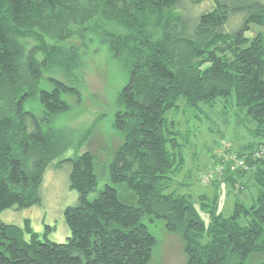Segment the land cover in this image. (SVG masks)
<instances>
[{
	"label": "trees",
	"instance_id": "16d2710c",
	"mask_svg": "<svg viewBox=\"0 0 264 264\" xmlns=\"http://www.w3.org/2000/svg\"><path fill=\"white\" fill-rule=\"evenodd\" d=\"M208 1L193 17L182 0H0V214L42 203L44 175L68 146L53 120L70 111L65 97L81 99L87 33H98L128 79L112 124L123 142L105 176L89 151L65 160L79 195L64 211L70 236L53 242L29 219L22 227L0 219V264H150L158 239L145 218L182 237L184 264L264 255V1ZM253 27L261 30L247 36ZM179 113L185 122L231 115L250 131L257 142L236 154L219 143L198 179L238 195L255 188L253 205L237 201L206 224L196 202L206 206L207 193L170 190L189 142Z\"/></svg>",
	"mask_w": 264,
	"mask_h": 264
},
{
	"label": "rangeland",
	"instance_id": "374dc122",
	"mask_svg": "<svg viewBox=\"0 0 264 264\" xmlns=\"http://www.w3.org/2000/svg\"><path fill=\"white\" fill-rule=\"evenodd\" d=\"M211 5L208 0L200 4H194L192 0H182L181 3V7L193 17L211 9ZM259 30L261 28L253 27L252 32L247 36L254 37ZM86 38L89 44L85 58L86 70L83 71V82L78 86L81 99L74 96L65 97L70 105V111L53 120L61 146H68L44 175L41 187L42 203L28 209H8L0 214V219L4 223L21 227L25 220L29 219L36 232L41 235L47 233L48 239L58 243L65 242L70 236L64 211L69 206H75L79 197L78 192L70 188L71 166L65 160L89 151L96 158L98 171L101 169L99 173L104 175L107 159L123 142L122 136L114 130L112 124L114 115L119 109L118 93L127 83V76L110 58L107 49L101 45L98 33L89 32ZM43 86L51 89V85L47 82ZM31 105L38 117H41L40 105L36 102ZM216 116H209L208 119L204 115L202 121H195L192 118L191 122H185L184 117L178 114L180 130L183 137L185 134L189 135V142H186L188 148L184 149L183 170L173 176V185L170 187V190L177 193L191 194L196 200H199L201 194L207 193L206 206H202L200 201L196 202L199 215L206 224L211 220L212 214L221 213L225 217L230 216L237 201L248 207L253 205L257 194L255 188L247 189L238 195L228 189L225 183L219 188H214L199 182L200 173L213 162L214 157H218L220 144L228 143L229 153L236 154V151L242 147L257 142L250 135V131L235 121L231 115L228 118ZM86 137L87 140L79 146L81 140ZM180 141L184 142L181 139ZM249 176L246 175L243 181L247 182ZM103 183L104 180L100 179V186ZM214 199L217 200L216 207L213 204ZM145 221L150 232L158 239V246L150 264H184L186 255L182 237L168 233L162 221L150 223L146 218ZM47 226L51 227L48 231ZM248 264H264V255L254 254Z\"/></svg>",
	"mask_w": 264,
	"mask_h": 264
},
{
	"label": "built area",
	"instance_id": "2783aa9c",
	"mask_svg": "<svg viewBox=\"0 0 264 264\" xmlns=\"http://www.w3.org/2000/svg\"><path fill=\"white\" fill-rule=\"evenodd\" d=\"M203 181H205V179H204V177H203V179H202Z\"/></svg>",
	"mask_w": 264,
	"mask_h": 264
}]
</instances>
